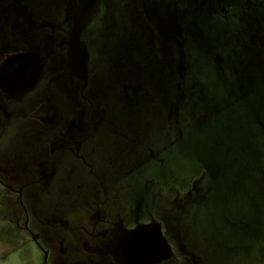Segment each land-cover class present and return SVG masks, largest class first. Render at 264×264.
Instances as JSON below:
<instances>
[{
	"label": "rangeland",
	"instance_id": "rangeland-1",
	"mask_svg": "<svg viewBox=\"0 0 264 264\" xmlns=\"http://www.w3.org/2000/svg\"><path fill=\"white\" fill-rule=\"evenodd\" d=\"M0 264H264V0H0Z\"/></svg>",
	"mask_w": 264,
	"mask_h": 264
},
{
	"label": "flooded vegetation",
	"instance_id": "flooded-vegetation-1",
	"mask_svg": "<svg viewBox=\"0 0 264 264\" xmlns=\"http://www.w3.org/2000/svg\"><path fill=\"white\" fill-rule=\"evenodd\" d=\"M88 83H89V80H88ZM88 83H87V76H86V82H85V84H84L83 89H85V88L88 86Z\"/></svg>",
	"mask_w": 264,
	"mask_h": 264
}]
</instances>
